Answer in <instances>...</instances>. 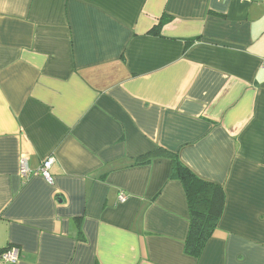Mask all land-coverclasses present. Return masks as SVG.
Wrapping results in <instances>:
<instances>
[{
  "label": "crops",
  "instance_id": "0c3cea01",
  "mask_svg": "<svg viewBox=\"0 0 264 264\" xmlns=\"http://www.w3.org/2000/svg\"><path fill=\"white\" fill-rule=\"evenodd\" d=\"M173 154L225 196L198 257ZM48 157L52 184L20 175ZM9 245L0 264H264L263 0H0Z\"/></svg>",
  "mask_w": 264,
  "mask_h": 264
},
{
  "label": "trees",
  "instance_id": "16d2710c",
  "mask_svg": "<svg viewBox=\"0 0 264 264\" xmlns=\"http://www.w3.org/2000/svg\"><path fill=\"white\" fill-rule=\"evenodd\" d=\"M162 21L161 19L159 25ZM156 155L157 152H153L137 163H148ZM170 158L172 163L169 178H176L182 183L189 210V228L184 251L186 254L198 257L218 224L223 212L225 196L219 185L200 179L179 160L177 155H170ZM13 246L9 245L0 251Z\"/></svg>",
  "mask_w": 264,
  "mask_h": 264
},
{
  "label": "built area",
  "instance_id": "2783aa9c",
  "mask_svg": "<svg viewBox=\"0 0 264 264\" xmlns=\"http://www.w3.org/2000/svg\"><path fill=\"white\" fill-rule=\"evenodd\" d=\"M264 2V0H263ZM53 157H48L46 158V160L43 161L42 165L40 166V168L38 169V171L36 173H31V171L27 168L26 166V162L24 160L21 161V165H20V175L23 178H28L30 175L32 174H37L40 173L42 174V176L44 177V179L46 180V182L48 184H52L53 183V176L50 173V166L53 162ZM0 259L3 261H15L17 259V249L13 248V249H5L4 251H1L0 253Z\"/></svg>",
  "mask_w": 264,
  "mask_h": 264
},
{
  "label": "rangeland",
  "instance_id": "374dc122",
  "mask_svg": "<svg viewBox=\"0 0 264 264\" xmlns=\"http://www.w3.org/2000/svg\"><path fill=\"white\" fill-rule=\"evenodd\" d=\"M44 160H46V159H44ZM42 163H43V162H42ZM41 165H42V164H41ZM40 174H41V172H40ZM41 175H42V174H41ZM10 248H11V249H13V248L17 249L15 246H13V247H8L7 249H10ZM7 249H6V250H7Z\"/></svg>",
  "mask_w": 264,
  "mask_h": 264
}]
</instances>
